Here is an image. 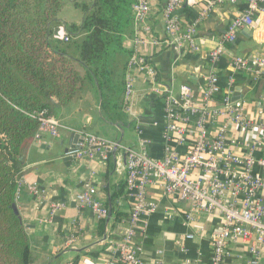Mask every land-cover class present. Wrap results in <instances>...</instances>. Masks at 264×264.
Here are the masks:
<instances>
[{"label": "crops", "instance_id": "0c3cea01", "mask_svg": "<svg viewBox=\"0 0 264 264\" xmlns=\"http://www.w3.org/2000/svg\"><path fill=\"white\" fill-rule=\"evenodd\" d=\"M166 2L148 0L150 33L146 34L142 25L133 24L122 41L127 52L119 69L122 83L126 64L134 51L146 58L154 69V82L144 70H132L137 120L121 110L114 121H104L97 92L89 84L71 102L55 110L53 118L63 126L57 136L50 137L44 133L41 140H33L27 147L16 206L29 240L31 264H82L84 258L123 264L115 260L112 245L120 240V233L127 226L130 215L131 200L125 192L126 152L119 150L106 156L96 154L92 159L65 153L73 143L81 141L83 134H93L136 150L140 149V140H146L148 154L162 158L165 153L163 101L152 91V86L157 82L177 95L181 85H188L194 99L200 100L209 74L208 52L223 36L229 22L248 8L246 2L239 1L207 11L197 24L194 35L199 50L192 52L182 48L174 51L163 43L166 39L163 18ZM205 3V0H186L178 11L183 30L206 11ZM253 18L257 21L256 29L242 28L234 44L227 47V53L216 65L221 86L213 99L217 106L226 92L225 83L229 76L234 77L233 99L242 100L250 108L260 107L264 100V77L234 71L231 65L234 55L261 53L264 49V5H259ZM136 39L149 41L137 44ZM151 40L157 43L153 44ZM171 146L184 151V146H179L174 139ZM234 148L239 153L245 150L243 146ZM255 156L262 154L256 152ZM87 181L97 189L98 197L107 209L110 193L122 189V194L113 204V213L108 210L105 220H97L89 209L79 208L76 204L75 197ZM33 184L37 187L36 192L31 190ZM149 195L156 202V210L143 219L144 226L133 238V246L139 250L140 263L211 264L210 237L219 229L220 219L213 213H204L184 226L185 204L171 202L159 188L151 189ZM53 203L61 204L62 208L51 215ZM170 214L172 218H167ZM186 235L193 238L187 240ZM71 237H74V242L69 244ZM228 249L229 254L223 264H248L249 256L242 245L231 244ZM260 264H264V250Z\"/></svg>", "mask_w": 264, "mask_h": 264}, {"label": "built area", "instance_id": "2783aa9c", "mask_svg": "<svg viewBox=\"0 0 264 264\" xmlns=\"http://www.w3.org/2000/svg\"><path fill=\"white\" fill-rule=\"evenodd\" d=\"M206 11L182 29L178 11L186 0H167L163 9V43L174 51L188 48L199 50L195 42L197 24L207 11L223 4L246 2L247 10L236 15L226 31L207 54L209 74L200 100H195L188 85H181L177 95L155 82L152 91L163 101L165 126L162 133L165 142L164 155L157 159L147 150V141L140 140V149H128L119 143L108 141L93 134H83L76 148L65 154L76 158L92 159L96 154L106 156L111 152H126L125 192L131 200L127 226L120 233V240L112 245L115 260L123 264H141L139 250L133 246V238L144 225L143 219L156 210V202L149 195L153 188H159L171 202L186 205L183 225L188 226L200 214H215L220 219L219 229L212 233L211 264H223L231 244L242 245L248 253V264H260L264 250V100L261 106L250 108L240 99H233L234 77L225 83V93L217 106L213 99L221 90L216 74V65L233 45L242 28L254 29L257 21L253 18L264 0H205ZM150 11L148 0H136L131 7L134 26L142 25L150 33L147 16ZM256 29V28H255ZM54 38L68 41L63 27H59ZM137 44L149 40H134ZM153 44L157 42L151 40ZM234 71L250 72L253 77H264V49L261 53L234 55L231 57ZM134 68L144 70L153 79L154 69L147 59L135 51L126 64L123 82L122 110L137 120L135 111ZM39 123L34 140H41L42 134L56 137L63 126L46 111L34 114ZM156 125V124H154ZM173 139L184 151L173 149ZM243 146L242 153L234 147ZM262 156L256 157L255 153ZM21 176L18 180L20 183ZM31 190L36 192L35 184ZM79 208H87L97 220L108 217V209L98 197L97 189L87 181L75 197ZM62 208L61 204L51 205V215ZM167 218H172L168 215ZM186 235L185 239H192ZM74 242V237L68 241ZM181 244V242H180ZM185 262L184 264H187ZM82 264H113L112 261H96L84 258Z\"/></svg>", "mask_w": 264, "mask_h": 264}, {"label": "trees", "instance_id": "16d2710c", "mask_svg": "<svg viewBox=\"0 0 264 264\" xmlns=\"http://www.w3.org/2000/svg\"><path fill=\"white\" fill-rule=\"evenodd\" d=\"M136 0H0V264H31L29 240L17 210L22 151L34 140V114L71 102L94 86L104 121L122 110L123 38ZM65 6L73 10L63 16ZM63 27L68 41L54 38ZM82 70V73H80ZM109 195V211L122 194Z\"/></svg>", "mask_w": 264, "mask_h": 264}, {"label": "rangeland", "instance_id": "374dc122", "mask_svg": "<svg viewBox=\"0 0 264 264\" xmlns=\"http://www.w3.org/2000/svg\"><path fill=\"white\" fill-rule=\"evenodd\" d=\"M72 13H73V10L68 6L67 7L65 6L63 16L66 17L67 19H71Z\"/></svg>", "mask_w": 264, "mask_h": 264}, {"label": "water", "instance_id": "95a60500", "mask_svg": "<svg viewBox=\"0 0 264 264\" xmlns=\"http://www.w3.org/2000/svg\"><path fill=\"white\" fill-rule=\"evenodd\" d=\"M237 96V95H236ZM236 99V98H235ZM81 140H82V137H81ZM76 144L77 143H73V145L70 147L69 150H72L74 148H76ZM69 150H67L66 152H68ZM26 151H27V148H25L23 151H22V157H21V160L25 162V155H26Z\"/></svg>", "mask_w": 264, "mask_h": 264}]
</instances>
